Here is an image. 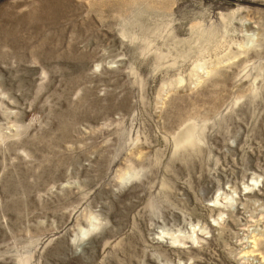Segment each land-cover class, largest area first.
I'll return each mask as SVG.
<instances>
[{
  "label": "rangeland",
  "instance_id": "rangeland-1",
  "mask_svg": "<svg viewBox=\"0 0 264 264\" xmlns=\"http://www.w3.org/2000/svg\"><path fill=\"white\" fill-rule=\"evenodd\" d=\"M0 264H264V0H0Z\"/></svg>",
  "mask_w": 264,
  "mask_h": 264
}]
</instances>
